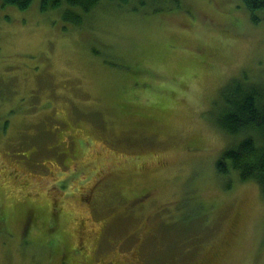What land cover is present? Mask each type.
Here are the masks:
<instances>
[{
  "label": "rangeland",
  "instance_id": "1",
  "mask_svg": "<svg viewBox=\"0 0 264 264\" xmlns=\"http://www.w3.org/2000/svg\"><path fill=\"white\" fill-rule=\"evenodd\" d=\"M137 1L80 28L0 9V264H264V201L217 175L213 126L230 81L264 79V24Z\"/></svg>",
  "mask_w": 264,
  "mask_h": 264
},
{
  "label": "trees",
  "instance_id": "2",
  "mask_svg": "<svg viewBox=\"0 0 264 264\" xmlns=\"http://www.w3.org/2000/svg\"><path fill=\"white\" fill-rule=\"evenodd\" d=\"M35 0H0V9L28 10ZM103 0H40V12H54L73 27L80 28ZM129 7L131 0H104ZM149 0H138L141 8ZM167 3L170 0H150ZM254 25L264 24V0H243ZM223 110L213 121L214 128L228 140V147L215 165L217 175L235 173L240 184L255 183L264 201V79L243 74L221 91ZM231 186V185H230Z\"/></svg>",
  "mask_w": 264,
  "mask_h": 264
}]
</instances>
